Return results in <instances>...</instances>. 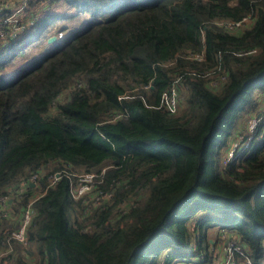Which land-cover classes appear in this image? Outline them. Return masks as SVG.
<instances>
[{
	"label": "trees",
	"instance_id": "trees-1",
	"mask_svg": "<svg viewBox=\"0 0 264 264\" xmlns=\"http://www.w3.org/2000/svg\"><path fill=\"white\" fill-rule=\"evenodd\" d=\"M61 3L72 11L49 12ZM20 13L15 38L0 22V264H210V228L235 236V264H264V112L223 163L264 92V0H29ZM57 20L75 30L13 69ZM79 173L96 183L73 197ZM28 208L23 244L11 235Z\"/></svg>",
	"mask_w": 264,
	"mask_h": 264
},
{
	"label": "rangeland",
	"instance_id": "rangeland-1",
	"mask_svg": "<svg viewBox=\"0 0 264 264\" xmlns=\"http://www.w3.org/2000/svg\"><path fill=\"white\" fill-rule=\"evenodd\" d=\"M11 1L13 3L15 0H11ZM1 2L4 4L3 1ZM18 2H21V0H16L14 2L15 3L14 5L16 6L12 5L13 7H11V9L9 10L11 13L10 17H8V15L0 17L1 22H4L3 19L8 17L5 20L10 19L9 21L10 23H15L19 18L23 17V14L20 13L21 8L17 5ZM66 11L71 12L72 10H70V8H67L65 4L61 3L56 6L53 5L49 12L63 13ZM244 21L248 22L247 19ZM72 23H75V21H72ZM69 24H70V21L68 20H60V21L57 20L53 24L48 26L46 31L43 33L42 38L39 42H35L29 45L28 47H26L24 49L25 50L24 53L22 55L17 56L13 60L14 63L16 64L15 67H13V69H18L19 66L23 64L24 62H26L27 60L36 59L44 55L45 53H47L53 47V44L49 42V39L46 37L49 34L56 33L57 29L60 28V26L62 25L67 26ZM10 25L11 24H8L7 26L10 27ZM69 26H70L69 28L67 26L68 29L66 31V35H69L72 31L75 30L72 27L74 25H69ZM13 27H14L13 31L17 30L18 28L16 27L15 24H13ZM60 34L61 32L59 33V35ZM33 35H30V36H33ZM255 96H256V101L259 102L260 107H258V109H256L255 112L244 115L237 123V127L235 128V131L233 132V135L231 136L227 144L228 148L225 149L224 151L225 154L223 153L224 154V158H223L224 164H226L228 160L234 159L233 154L235 152L234 151L235 148L238 147L237 149L238 150L240 149L239 151H241V150H244V148L248 146L249 141L246 136L252 133V131L256 128L255 126L259 123V117L261 116V113L264 112V92H257ZM77 177H78L77 178L78 181H77L76 186L72 189V196L78 197V196H83L85 194H89L90 191L92 190L93 185L96 183V178H94V175L82 173L80 175H77ZM230 235L231 234H229L226 230H221L220 232H218L216 228H210L207 231V238L209 242L211 243L209 249L212 254V257H211L212 263L210 264H235L237 261L236 256H238L239 258V256L243 255L244 253L243 248H241L235 236H232V235L230 236ZM245 261L250 263L249 258L246 259Z\"/></svg>",
	"mask_w": 264,
	"mask_h": 264
},
{
	"label": "built area",
	"instance_id": "built-area-1",
	"mask_svg": "<svg viewBox=\"0 0 264 264\" xmlns=\"http://www.w3.org/2000/svg\"><path fill=\"white\" fill-rule=\"evenodd\" d=\"M16 1V0H15ZM14 1V2H15ZM28 1L29 0H21V2H18L17 3V5L21 8V10H22V8L24 7V5H26L27 3H28ZM12 3V1L10 0H5V2H4V4H0V10H2V11H4V10H10L11 9V7H13V6H16V5H14L15 3ZM13 5V6H12ZM8 10V11H9ZM21 12V11H20ZM9 13H10V11H9ZM10 15H11V13L10 14H8V17H10ZM8 17H6V18H8ZM6 18H4L3 20H4V22H1L3 25H8V24H11L10 26H13V24H15L16 25V23H17V21L15 22V23H10L9 21H10V19H7V20H5ZM236 25H238V24H236ZM17 26V25H16ZM235 25L234 24H226V27H228L229 29L230 28H233ZM16 32H18L17 30H12V33H11V35H12V37L13 38H15L16 36H17V34L18 33H16ZM16 33V34H15ZM1 35H3V33L0 31V36ZM164 105L167 107L166 109L169 111V112H171V113H175L176 111H177V100H176V93L174 92V91H172L171 92V95H167V97L165 98V100H164ZM256 127V126H255ZM238 145V144H237ZM238 148V147H237ZM237 148H235V152H234V154H233V156H235V153L238 151V149ZM240 150V149H239ZM231 155H232V153H231ZM233 156H232V158H233ZM59 177V175L58 174H56V175H54V177H53V179L51 180V183H54V181L57 179ZM35 180H36V177L35 176H31L27 181H23L22 183H21V189H23V188H25L26 187V185L28 184V183H30V184H32V183H34L35 182ZM30 216H31V214H30V209L28 208V209H26L25 210V212H24V215H23V218H22V222H21V224H20V226H19V228H18V230L17 231H14L13 233H12V235H11V237L13 238V239H15V240H17V241H19V242H21V243H23V244H25L26 243V229H27V226H28V224H29V221H30Z\"/></svg>",
	"mask_w": 264,
	"mask_h": 264
},
{
	"label": "water",
	"instance_id": "water-1",
	"mask_svg": "<svg viewBox=\"0 0 264 264\" xmlns=\"http://www.w3.org/2000/svg\"><path fill=\"white\" fill-rule=\"evenodd\" d=\"M55 40H56V38L53 37L52 39H49V42H53V41H55Z\"/></svg>",
	"mask_w": 264,
	"mask_h": 264
}]
</instances>
